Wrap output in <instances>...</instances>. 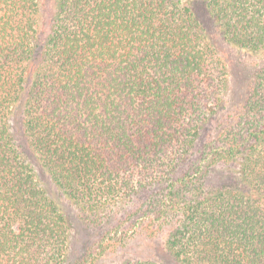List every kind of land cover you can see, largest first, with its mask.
I'll return each mask as SVG.
<instances>
[{"label":"trees","instance_id":"1","mask_svg":"<svg viewBox=\"0 0 264 264\" xmlns=\"http://www.w3.org/2000/svg\"><path fill=\"white\" fill-rule=\"evenodd\" d=\"M0 264H264V0H0Z\"/></svg>","mask_w":264,"mask_h":264},{"label":"rangeland","instance_id":"2","mask_svg":"<svg viewBox=\"0 0 264 264\" xmlns=\"http://www.w3.org/2000/svg\"><path fill=\"white\" fill-rule=\"evenodd\" d=\"M197 18L199 19L202 26L205 27L209 36L212 38L214 44L216 45L219 53L224 57L225 61L228 64L230 77L233 85V94L236 99H244L247 91L250 88V83L254 77L255 65L259 62L257 58L253 56H248L240 50L231 48L225 43V41L220 36L214 21L210 18L205 8L202 5H198L195 8ZM216 178L218 180L219 172H215ZM216 178L214 179L215 182ZM69 214L71 220L75 226V244L76 249L81 251L87 244L88 241L92 240L93 235L91 231L84 228L80 222H77V217L75 215V210L69 206ZM157 249V244L155 243H146L144 245L137 244L135 246V251L139 255L145 257L155 254Z\"/></svg>","mask_w":264,"mask_h":264}]
</instances>
